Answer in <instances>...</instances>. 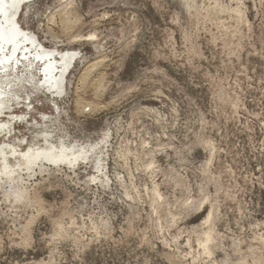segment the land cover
I'll return each instance as SVG.
<instances>
[{"label":"rangeland","instance_id":"rangeland-1","mask_svg":"<svg viewBox=\"0 0 264 264\" xmlns=\"http://www.w3.org/2000/svg\"><path fill=\"white\" fill-rule=\"evenodd\" d=\"M18 22L78 55L59 108L22 92L33 119L58 145L108 137L107 176L8 187L0 264H264V0H39Z\"/></svg>","mask_w":264,"mask_h":264},{"label":"bare ground","instance_id":"bare-ground-1","mask_svg":"<svg viewBox=\"0 0 264 264\" xmlns=\"http://www.w3.org/2000/svg\"><path fill=\"white\" fill-rule=\"evenodd\" d=\"M35 1L39 0H0V195L3 194L8 202L13 196L7 191L8 187L23 181L24 175L33 174L48 165H91L104 179L107 176L102 154L108 137L88 146L73 145L64 140L58 145L54 131L48 125L53 124L54 119L44 114V125L37 119L35 121L30 105L32 95H22L23 91L31 89L40 93L46 91L53 96L55 107L59 108L57 98L67 91L64 87L65 73L78 57L75 53L65 54L58 48L45 49L36 33L21 27L18 22L20 11L23 8L28 10ZM100 65L97 62L88 66L80 80L89 77L93 81ZM19 107L28 111L17 113ZM20 124H25L28 134L33 132L32 139L23 133L25 131Z\"/></svg>","mask_w":264,"mask_h":264}]
</instances>
